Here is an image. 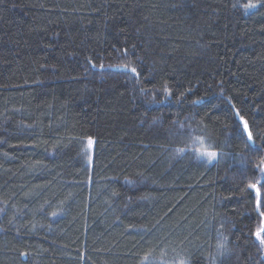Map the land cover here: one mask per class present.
Masks as SVG:
<instances>
[{"label": "trees", "instance_id": "16d2710c", "mask_svg": "<svg viewBox=\"0 0 264 264\" xmlns=\"http://www.w3.org/2000/svg\"><path fill=\"white\" fill-rule=\"evenodd\" d=\"M261 160L264 0H0V264H264Z\"/></svg>", "mask_w": 264, "mask_h": 264}, {"label": "snow or ice", "instance_id": "6c2138e0", "mask_svg": "<svg viewBox=\"0 0 264 264\" xmlns=\"http://www.w3.org/2000/svg\"><path fill=\"white\" fill-rule=\"evenodd\" d=\"M256 6H257L256 4L250 3V4L246 5L245 7L246 8H255ZM123 68L125 70L130 71L133 74L136 73V68H134V67L131 69H128V66L124 65ZM141 91H144V90L141 89ZM165 91L168 92V89H165ZM237 116H239V112H237ZM239 122H240V124L243 125V133H247L248 141L254 143L253 135H252V132L249 130V125H248L247 120H245L243 116H239ZM237 132L238 133L240 132L239 124L237 125ZM243 133H240V134L242 135ZM199 142L201 144L204 143L202 140ZM88 144H89V146L92 145L91 139H89ZM197 152L199 153L200 157H206L209 161H214L218 158L219 155H221L217 151L209 150L208 147H205L203 149H197ZM259 170L261 171L262 174H264V160H261ZM248 188L255 191L257 206L258 207L264 206V197H262V193H261V188H264V183H262L260 180H258L256 183L248 184ZM260 215H261V217H264V212H260ZM262 223H264V222H262ZM262 233H264V226L260 227L255 232V236H256V239L259 241L260 245L264 246V235H262ZM22 255H26V253H22ZM181 264H183V262H181Z\"/></svg>", "mask_w": 264, "mask_h": 264}]
</instances>
